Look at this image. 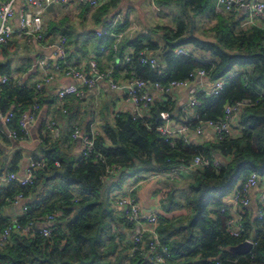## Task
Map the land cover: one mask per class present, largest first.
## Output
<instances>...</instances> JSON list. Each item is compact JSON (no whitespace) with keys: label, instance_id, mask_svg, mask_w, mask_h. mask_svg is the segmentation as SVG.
Segmentation results:
<instances>
[{"label":"trees","instance_id":"16d2710c","mask_svg":"<svg viewBox=\"0 0 264 264\" xmlns=\"http://www.w3.org/2000/svg\"><path fill=\"white\" fill-rule=\"evenodd\" d=\"M158 1L161 6L175 4L180 9L179 15L173 17L174 28H153L161 33V47L150 40L143 44L138 37L122 40L114 52L112 37L105 34L96 38L95 49L100 54L107 53V61H112V78L124 80L133 73L140 79L165 85L171 80L186 78L192 70L210 71V78H224V86L217 95H197L199 105L189 122L194 128L199 122L220 120L226 105L245 98L257 100L238 116L239 135L199 146L181 141L171 146L155 130L161 122L156 119L155 110L168 113L171 110L165 102L152 104L149 117L144 119L119 112L111 122L102 120L88 155L81 150L74 158L60 149L57 139L52 142L44 139L38 149L46 166L35 171L33 183L21 186L10 181L0 186V233L13 221L6 209L19 193L26 210L15 219L16 223L34 224L25 234L11 224L7 244L0 249V264H155L152 254L129 253L130 226L112 205L111 194L119 191L130 178L140 181L168 173L188 164L197 154L219 156L224 162L218 169H189L191 180L185 191L174 188L173 179L163 176L158 178H164V182L154 190L161 212L156 234L159 245L169 253L168 264H264V206L260 208L261 218L249 222L244 217V225L253 233L255 242L245 254L233 253L230 248L243 242L248 236L247 230L238 238L229 235L226 224L229 217L219 210L223 199L251 172L264 176V30L241 28L240 21L216 12L213 0ZM120 2L107 0L94 9L80 4V8L90 12L93 22L99 26L121 15V24L113 28L118 33L128 25L127 14L119 12ZM197 16L214 22L210 27L212 40L192 34ZM68 21L65 17L49 23L42 32L43 41H52L54 34L59 33L69 42L72 32ZM179 47H191L189 54L174 56V50ZM129 49L133 56L140 51L158 50L157 58L163 64L161 73L136 62L123 64V55ZM97 56L95 60L99 63ZM1 76L6 77V82L0 83V112L13 110L14 116L7 128L20 137V114L34 104L38 106L42 99L38 98L39 91L34 85L20 84L10 77L8 61L0 63ZM75 128L78 127L68 121L64 132L66 143L75 142L71 138ZM83 129L88 134L90 123ZM19 160L20 155H14L4 173L17 172ZM112 167L116 171L108 173ZM177 191L182 203L175 196ZM48 215L52 217L48 225L51 232L44 237L38 229Z\"/></svg>","mask_w":264,"mask_h":264},{"label":"built area","instance_id":"2783aa9c","mask_svg":"<svg viewBox=\"0 0 264 264\" xmlns=\"http://www.w3.org/2000/svg\"><path fill=\"white\" fill-rule=\"evenodd\" d=\"M71 0H24V6L17 12L13 9L14 0L0 1V46L6 44L13 36L24 37L27 40H33L41 44L42 49L50 51V55L41 56L35 59L33 67L38 72V81L35 84V89L38 90L41 85L53 83L59 75L75 80L76 83H70L58 89L55 94L54 104L59 108L63 115L67 114L65 99L68 96H73L77 100H81L84 91L83 88H92L100 80H105L111 90L124 92L128 100L133 105V118H147L149 115L142 114L149 110L153 104V100L148 93V88L153 87L161 95L166 96L172 89H186L188 92V101L183 110V117L177 127H172L169 124V114L166 111L159 112L160 123L155 126V130L163 137L164 141L169 145L174 146L176 141H181L183 144H188L186 133L189 130H194L200 134L204 127H212L215 133V142L222 140V138L229 136L231 126L234 119L248 107L255 105L257 100L245 98L236 101L232 104L226 105L223 109V115L220 120L199 122L192 128L187 115L189 112L199 105L197 95L204 93L206 96L217 95L224 86V78L212 79L211 88L205 93L198 91L191 83L202 77L210 78V71L203 69L192 70L188 73L186 78L180 80H171L165 85L154 81L143 80L136 77L133 73L124 80L114 81L111 78L113 72V64L106 69L100 70L93 59L87 61V70L79 69L67 60L68 54L66 52V38L62 35L57 36L51 42H44L42 38L43 23L42 14L48 5H60ZM78 4L87 5L90 8H98L106 3L107 0H75ZM156 10L158 8L154 6ZM214 8L216 12L222 13H236L240 12V27L241 28H257L264 30V0H215ZM16 22L13 23V20ZM120 23V17L117 15L114 19L108 20L105 24L100 25L95 34L97 37L101 35H109L114 38L115 43L119 42L122 34L114 33L112 29ZM112 50L116 51V45H113ZM189 50L187 48L179 47L174 50L173 55L187 56ZM118 61L115 60L117 64ZM134 62L142 65H148L161 73L163 67L162 62L146 52L140 51L135 56L132 52H127L123 55L122 63L132 65ZM234 73H231L233 75ZM6 82V77H0V83ZM38 106L34 104L30 109L20 114L18 126L22 136L18 137L14 130H9L7 124L14 116L12 109L4 113L0 112V123L5 129V137L14 140L25 139L28 134V126L35 119V114ZM47 129L53 135L58 136V129L55 122H50ZM96 131L91 128L88 134L82 132L79 128H75L71 134L73 139H77L80 143L81 150L84 155L91 152L93 137ZM2 133V132H1ZM3 134V133H2ZM58 165L57 163H55ZM221 162L215 157H206L197 154L186 165H179L171 169L168 173L148 176L147 179L158 178L163 176L165 178H176L183 172H187L192 168L211 167L218 169ZM46 166V160L43 156H31L28 158L22 175L16 172L2 173L0 180L3 183L16 181L19 185L25 186L33 183L34 173L37 170L43 169ZM117 168H109L108 173H114ZM260 177L256 172H251L248 177L239 183L229 195L223 199L220 207L221 213H227L229 219L227 220V232L233 237H241L246 232L244 225L245 211L250 203V191L257 187ZM144 180L134 181L127 185L121 191H116L111 194V203L119 211V214L124 219L125 223L129 225V253L145 252L152 254L155 264H168L169 253L167 249L159 245L157 239L156 228L158 226V218L161 214L158 203L155 204L149 211H145L141 204L136 200L134 191L136 187ZM23 202L21 193L14 196L12 204ZM264 206V188L258 195V207L255 218H261V207ZM26 206L21 205V211L25 212ZM52 217L46 216L44 218L45 224L38 229V233L44 237H48L51 228L48 227ZM12 226L22 233H28L34 228V224L28 223L20 226L13 219ZM8 225L0 233V249H2L8 241V236L12 230V226ZM248 236L244 238L243 242L250 244L251 248L255 242L253 233L248 231ZM147 245V250L145 249Z\"/></svg>","mask_w":264,"mask_h":264},{"label":"crops","instance_id":"0c3cea01","mask_svg":"<svg viewBox=\"0 0 264 264\" xmlns=\"http://www.w3.org/2000/svg\"><path fill=\"white\" fill-rule=\"evenodd\" d=\"M213 2H215V0H213ZM23 6L24 0H14L13 9L15 12L23 8ZM130 8H132V12L130 11ZM119 12L120 14H127L128 25L123 31L118 32L122 34V37L117 43H115L114 40L113 45H116V49L122 40L127 39L132 41L138 37H141V43L143 44L150 40L158 47L162 46V39L157 40L156 37L152 35L154 31L153 28L150 29L152 25H149L150 23L148 21L139 19L140 23H137L136 18L133 17L134 10L131 6L130 0H121ZM222 15L231 16L233 19L239 21L241 14L240 12H236L229 14L222 13ZM116 16L117 15H115V17ZM65 17H68L69 19L68 25L70 26L72 32L71 38L69 39L70 41L68 42L66 39V52L69 51L70 53L69 54L67 52L70 55V63L79 69L87 70V61L89 59H93L97 63L95 57L99 53V56H97L99 62L97 63V65H99L98 67H101V70L108 69L112 64V61H107V53L100 54L101 52L97 51L94 47L95 40L97 38L95 31L99 25L93 22L90 12L85 13L82 11L80 4H78L75 0L68 1L60 5H54L52 6V9L48 11L45 9L42 14L43 30L46 29L49 23L58 22ZM119 17L120 23L117 25L121 24L122 22L121 15H119ZM15 22L16 19L13 20V23ZM154 23L158 24V21H155ZM150 30H152L151 34ZM60 35L61 34L59 33H55L52 41ZM187 49L189 50L190 47H187ZM130 51L131 49L127 50L125 53ZM147 54L157 57L158 50L147 52ZM45 55L49 56L50 51L42 49L41 44H38L33 40H27L24 37L13 36L7 46L4 48L0 47V63L8 61L10 64V77L14 81H17L20 84H26L27 86L34 85L35 87V84L38 81V72L33 67V63L36 58ZM121 80L122 79H118L117 81ZM70 83H76V81L59 75L53 83L40 86L38 89V98L42 99V102L38 104V110L35 114V119L28 126V134L25 139L14 140L5 137V129L0 123V167H3L5 170L10 165L14 155L19 154L20 160L16 165V173L18 175H22L29 157L34 155L42 156L38 148L40 145H42V143H44V139H48L49 142L55 141L57 139L59 141L60 149H62L63 152L73 156L74 158H77L81 152L79 141L77 139H73L72 137L71 138L75 140V142L66 143L67 141L64 140V132L66 131L68 121L75 124L82 132L84 131V125L89 122L90 129L92 128L94 131L100 132L99 128L102 120L111 122L116 113L127 112L131 114L133 112V105L128 100L124 92L111 90L107 81L100 80L92 88H83L84 95L81 100H77L73 96H68L65 99V105L68 114L67 116L71 117V119H68V117L60 113L59 108L55 106L54 99L56 91ZM191 86L195 87L200 92L203 91L206 93L212 86V78H198L191 83ZM148 93L153 100V104L162 105L165 102L169 103L171 108L170 112L168 113L169 124L172 127H177L183 117L182 109L185 107L188 101L187 90L172 89L166 96H163L153 87H149ZM156 111L158 110L156 109L155 112ZM149 113L150 109L142 112V114L146 115H149ZM193 113L194 109L189 112L187 117L190 118ZM94 115L96 117L95 121H93ZM53 121L55 122L56 128L58 129L59 134L57 137H53V135L47 129V125ZM237 122L238 117L235 118L234 122L232 123L231 132L229 135L230 137H236L240 133ZM186 138L189 144L199 146L203 144L214 143L215 133L212 127H204L200 134H197L191 129L186 133ZM214 157L221 163L224 162V159L220 158L219 156ZM183 174L184 172L180 175ZM135 180V178L128 179L119 191L123 190L124 187L133 183ZM162 182H164V178H157L151 181L144 180L136 187L134 196L145 211H149V209H151L155 204L156 197L154 196V190L157 188V186H160ZM2 184L3 182L0 180V186ZM152 184L156 185V187L153 188ZM147 187L149 191L146 189ZM263 188L264 176H261L257 187L250 191V203L245 211V220H248L249 222L255 219V214L258 207V195ZM21 203L22 202L11 204L9 207H7L6 214L9 218L16 219L22 215Z\"/></svg>","mask_w":264,"mask_h":264},{"label":"rangeland","instance_id":"374dc122","mask_svg":"<svg viewBox=\"0 0 264 264\" xmlns=\"http://www.w3.org/2000/svg\"><path fill=\"white\" fill-rule=\"evenodd\" d=\"M130 1H131V6L133 7L134 10L133 17L136 18L137 23H140L139 19H141L148 21L150 23L148 24L152 25L150 29L156 26H166V27L174 28L175 23L173 17L178 16L180 12V9L175 4L161 6L158 0H130ZM154 6H156L158 10H156ZM130 11L132 12V8H130ZM155 21H158L159 25L154 23ZM213 24L214 22L206 21L202 19L200 16H197L194 18V28L192 30V34L201 39L212 40L213 38H212V33L210 31V27ZM151 31L152 30H150V34ZM152 35H154V37H156L157 40L161 39V33L158 30L157 31L155 30L152 33ZM198 53L201 55H207L203 52H198ZM93 120L94 121L96 120L95 115ZM151 180L147 179V181H151ZM190 180H191V173L187 171L186 173L184 172L183 175L180 176L178 175L176 178H173L171 184L174 186V188L185 191L188 182ZM152 187L155 188L156 185L152 184ZM146 189L149 191L148 187ZM175 196L177 200H179L182 203L183 200L181 196H179V191L176 192Z\"/></svg>","mask_w":264,"mask_h":264},{"label":"water","instance_id":"95a60500","mask_svg":"<svg viewBox=\"0 0 264 264\" xmlns=\"http://www.w3.org/2000/svg\"><path fill=\"white\" fill-rule=\"evenodd\" d=\"M50 9H52V5L51 4L46 7V11H48ZM155 116H156L157 120H160L158 111L155 112ZM3 170H4V168L0 167V177H1L2 173H3ZM250 248H251V246H250L249 243L241 242V243L231 247L230 251L233 252V253L245 254V253L249 252Z\"/></svg>","mask_w":264,"mask_h":264}]
</instances>
